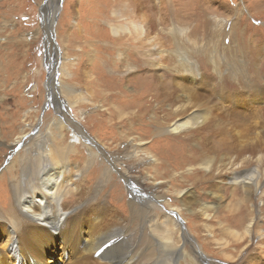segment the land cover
Masks as SVG:
<instances>
[{
  "label": "bare ground",
  "instance_id": "6f19581e",
  "mask_svg": "<svg viewBox=\"0 0 264 264\" xmlns=\"http://www.w3.org/2000/svg\"><path fill=\"white\" fill-rule=\"evenodd\" d=\"M56 1L47 2L54 8ZM143 1H117V6L122 7L121 12L112 10L111 15L118 19L117 23L122 24L110 26L109 29L115 37L113 42L109 39L102 41L103 46L99 45L100 49L98 45H94L98 53L99 50L102 51L104 64L98 63L99 56L94 55L90 62L92 66L97 62V66L93 73H84V86L77 87L75 82H80L79 73L68 72V68H74L76 63H68L70 51L64 43L67 53H64L62 71L58 68L63 76L60 91L70 106L73 105L76 109L93 102L97 95L104 98L103 103L98 104L100 113L97 116L104 117L103 121H106L110 129H123L120 132V145L127 144L124 153L130 163L136 169L142 166V170H145L147 164L153 163L145 172L153 174H148L144 180L149 179L154 187L160 186L162 189L158 193L173 196L177 206L170 205L168 201L162 204L160 201L165 202L168 195L164 198L161 194L153 193L154 189L150 188L145 194L147 200L136 197L140 203L135 200L129 203L131 216L135 221L142 218L143 222L142 225L137 222L140 227L136 231L135 228L130 229L125 224V218H116L109 213L108 204L115 201L111 198L108 201L107 195H104L105 190L111 186L103 185L104 181H110L112 174L103 166L97 167L98 157L91 148L87 149L89 152L85 160V170L71 162L72 157L78 154L81 145L77 146L79 139L86 140L82 128L71 124L78 132L79 139L77 136L69 139L63 119L65 124L73 122L67 114L62 115L61 121L48 122L46 118V124H49L46 132L32 139L31 145L19 153L5 169L6 172H11L17 164H21L23 175L19 181L9 186L11 197L4 198L0 204V224L6 228L8 245L5 257L0 254V264H19L18 258H21L20 264H174L182 256L183 259L191 260L192 264L195 261L197 264L198 261L203 262L205 257L202 250L196 247L191 234L200 229H203L206 237L204 243L208 246L212 244L225 262L236 264L241 258L243 264H259V259L264 257V104L260 106L264 103V85L254 73L258 70L262 60L260 53H264V49L261 47L251 62L247 61V56L244 57L242 51L245 49L242 50L238 43L231 48L226 47L229 55L217 54L218 51L214 49L215 53L205 52L198 55L197 61L192 58L193 51L189 52L198 47L196 44L186 50L174 43L171 49L176 51L165 53L162 48L166 45L161 42L162 29L157 30L156 26L150 24L149 27L145 26L149 17L143 12ZM236 9L232 8L230 12ZM96 16L97 19L100 17ZM97 19L94 25L100 29ZM230 21L231 28L238 24V13L218 20V24H222V27L225 25V29ZM157 23L161 24L159 21ZM12 26L11 37L16 34ZM101 26V31L106 35V25V29L103 24ZM173 30L177 35L189 34V29L175 27ZM235 31H230L231 35ZM170 34L174 37V34ZM10 44L16 48L24 45L16 38ZM45 45L48 47V54L53 55L52 42L48 41ZM246 45L243 44L245 48ZM115 51L122 57L119 60L122 61L124 69L123 77H128L127 83H133L136 87L132 94L118 87L122 81L120 74L113 88L107 87L106 82H103L106 72L110 73L113 69L114 75L120 69H117L116 62L110 65L113 68L108 67V63L112 64L109 57L112 58ZM171 58L175 60L174 63H171ZM203 62L220 79L221 75L228 73L227 78L239 87H235L239 90H229L222 85L223 92L216 99L224 101L226 105L212 100L207 94L210 89L217 91L219 87L218 82H213V85L206 82L207 86L204 84L203 73L200 74L199 68V63ZM144 66L152 67L151 70H165L166 67L176 75L180 74V80L166 81L160 71L154 77L155 83L152 81L154 78L149 75L137 77L138 70ZM106 77L109 78L108 75ZM142 82H146L147 87H141ZM47 88H52L53 96L56 95V88L51 86V81ZM86 90L90 92H85ZM149 96L156 106L147 105ZM58 97L54 96V100L60 102L62 98ZM56 101L53 103H57ZM62 104L68 107L64 102ZM251 104L258 106L251 109L254 107ZM147 117L150 120L148 124L144 121ZM138 126L143 127L142 133L137 132ZM25 136L23 131L19 141ZM92 140L90 145L98 148L97 140ZM155 143H164L167 157L159 156L151 150ZM105 150L99 148L97 151L100 156H106ZM90 169L96 172L92 174L95 176L93 180H97V186H89L90 182L84 183L87 173H91ZM167 181L170 183L165 186ZM190 181L192 185H189ZM176 182L183 188L176 189L173 186ZM189 186H198L199 189L208 187L203 195L211 197L212 201L192 202L191 199L195 196L193 188ZM222 186H229L232 190V199L224 206L223 196L220 195ZM238 190L242 195H237ZM5 193L6 190H3L1 196ZM160 206H165V211ZM152 212L158 213L163 219L152 217ZM183 212L189 215L188 219H185ZM198 218L206 222H217L222 237H216L213 225L193 224L192 220ZM187 224L191 230L186 228ZM234 227L238 229L235 230ZM56 234L64 247L61 263L46 259L45 243L55 242ZM104 246L106 247L102 250ZM250 246L252 249L248 251ZM245 251L248 254L242 257Z\"/></svg>",
  "mask_w": 264,
  "mask_h": 264
},
{
  "label": "rangeland",
  "instance_id": "374dc122",
  "mask_svg": "<svg viewBox=\"0 0 264 264\" xmlns=\"http://www.w3.org/2000/svg\"><path fill=\"white\" fill-rule=\"evenodd\" d=\"M47 1L48 0H0V204L4 198L11 195V193H9V186H12V184L19 181L20 177L23 175V168H21L22 165L17 164L18 162L11 172H6L5 169L13 163L19 153L25 151L24 149L28 147V145H31L30 143L32 139L39 136L41 133L46 132L49 127L48 122L56 120L61 121L63 119L62 115L67 114L73 122H67V124H65L63 119V126H65L68 130V138L75 139L74 136H77V139H79L78 132L72 128L71 124H76L78 127L80 126L83 133L86 135V140L85 138L79 139L77 146L79 144L81 145L79 146L78 154L72 157L71 162L79 169L85 170L87 165L85 160L88 158L89 152L87 149L91 148V150L98 157L96 163L99 164L97 167H99V165L103 166L104 169H109L112 174V180L110 179L109 181L110 183L104 181L103 185L111 186L105 190L106 194L104 193V195H107L106 197H108V201L110 198L112 201H115L112 202L113 204H108L109 213L116 218H125V224L130 229L135 228L136 231L137 228L140 227L139 224L142 225L143 222L142 218L135 221V219L131 216L132 211L129 204L130 201L135 200L137 203H140L138 199L145 198L147 200V196L145 194L149 192L150 188L154 189L153 193L161 194L164 198L168 195L167 193H158V191L162 189L160 186L154 187L151 182L148 181L149 179L144 180L147 178L146 176H148V174H153V172H149L147 174L145 173L146 169H148L153 163L151 165L147 164L145 170H142V166L136 169L135 166L130 163V159L124 153L127 144L126 146L125 143L120 145L122 142V140H120V132L123 131V129H115L114 127L110 129L106 125V121H103L104 117L97 116V113H100L98 104H102L104 98L97 95L93 99V102H88L82 108L76 109L75 106H70L71 104L62 94V91H60L63 84V76L61 74L62 66L64 64L63 58L65 56L64 53H67L64 43L67 47H69L68 51H70V60L68 63H70V65L76 63L74 68H68V72L73 71L75 74L76 71L77 74L79 73L80 82H75L78 85L77 87L84 86V73L90 71L93 73L95 66H97V62L94 66H92L93 64L90 62L91 59H94V55L99 56V59H97L98 63L104 64L103 57H101L102 51L99 50L98 53V51L94 49V45L101 46L102 41H107L108 39L110 42H113L115 37L110 30V26L113 24L121 25L122 23H117L119 21L111 15V11L116 10L121 12L122 7L117 6L118 0H57L54 8L52 5H48ZM142 5L143 12L147 13L149 17L145 26L149 27L150 24L152 26H156L157 30L162 29L163 31L161 42L166 45V47L162 48L165 53H174L176 51V49H171V45L174 43H176L177 47L184 48L186 50L193 44H196L198 45L196 49L188 51H193L192 58L197 61L199 59L198 55L204 54L205 52L213 53L214 49L218 51L217 54L223 53L225 55H229L226 51V47L231 48L238 43L242 50L245 49L242 51V53L244 52V57L246 58L247 56V61L251 62V59L258 54L260 48L262 47V49H264V0H144ZM232 8L237 9L235 11L233 10L234 12H230ZM105 10L106 14H104ZM53 12L55 13L53 14ZM236 13H238V24H235L234 27L231 28V21L225 29V25L222 27V24H218V20L227 19ZM96 15H99L100 17L97 19ZM96 19L99 20L100 29L94 25V21ZM236 19L237 18H235V20ZM105 20H107V23L110 22V25H107ZM157 21L161 24H158ZM101 24H103L104 29L107 28L106 35L103 31H101ZM10 25L16 32L14 35L15 37L10 36ZM175 27L178 29H189L188 36L180 34L179 36L174 34L173 28ZM234 30H236L235 33L231 35V32ZM170 32L174 34V37H172ZM103 37L105 38L103 39ZM15 38L20 40V43L23 42L24 45L20 48L12 46L10 43ZM61 40L64 42L62 43ZM48 41L52 42L54 51L53 55L48 54V47L45 45ZM97 42L99 43L97 44ZM245 43H247V45ZM110 44L112 45V43ZM243 44L246 45V48ZM119 54V52L115 51L112 58L109 57V59H112V64L108 63V67L110 65L112 66L114 62H116L117 69H120L118 72L116 71L114 75L112 74L113 69H111L110 73L106 72L107 74L104 75L105 78L103 79V82H106L105 85H107V87L113 88L115 87V83H117L115 80H119V77L117 76L120 74L119 76L122 81L118 84V87L121 90L124 89L132 94L136 87L133 83H127L128 77H123L124 69L122 67V61L119 60L122 57H120ZM260 55H262V60L259 63L258 70L254 73L259 76V81L264 85V53L262 52ZM105 56L108 58L107 56L109 55L106 53ZM173 60V58L170 59V61H172L171 63L175 62V60ZM111 66L109 68H113ZM249 67L251 68V64ZM150 68L152 67L144 66L140 68L141 70H138L139 72L137 73V77H147L149 75L151 78H154L156 73L160 71L159 73L162 76L164 75L163 77L165 80L167 79L166 81H172L174 79L180 80V74L176 75L175 72L170 69H166V67L164 68L165 70H151ZM199 68L200 74L203 73L202 77L204 78L203 81H205L204 84L206 86L207 83L213 85V82H218L219 88L217 91L214 89H210V91L209 87L208 90L210 92L208 93L202 90L203 92L209 94V96L212 97V100L216 101V96L223 92L221 91L222 85L229 90H239L235 88L237 85L231 81V79L227 78L228 73L221 75L222 80L219 76L213 73L209 67L205 66L204 62L199 63ZM223 69H225V66H223ZM54 73L56 74L53 76ZM95 74L98 76L97 73ZM106 75H108L109 78H107ZM70 80H72V78ZM49 81H51V86L56 88L54 90L57 92L54 96H59L58 98L60 99L62 98L60 102L54 100L52 88H50L51 90H48L47 87ZM152 81L155 83V78ZM141 87H147L146 82H142ZM79 89L82 90L81 88ZM140 90L141 88L138 91ZM85 92H90V90H86ZM148 99L150 101L147 105L156 106V103H154L150 96ZM55 101L57 103L54 104L53 102ZM63 102L68 107H65L62 104ZM216 102L226 105L224 101L220 102L219 99ZM263 104L264 103L260 106L262 107ZM251 105L254 106L253 108L251 107V109L258 106L256 104ZM46 118L48 121L47 124ZM144 121L148 124V121H150L149 117L145 118ZM45 125L46 127H44ZM137 129L138 131H136L138 133H142L144 131L143 127L139 128L138 126ZM23 131L26 136L23 140L19 141ZM92 139L94 141L97 140L96 142L98 148H95V145H90V141ZM163 144L164 143H155V145L152 144L151 150L159 156L167 157V153H164L166 148ZM99 148L106 149V156L99 155L97 151ZM16 149L17 151L13 152ZM8 157H11V159H8ZM173 167L171 168L173 169ZM162 170L163 169H161V171ZM92 173L96 172L91 170L90 174L87 173L88 175L85 176L84 183L87 184L90 182L89 186H97V180H93L95 176ZM89 179L92 180L89 181ZM129 183L131 184L129 185ZM168 183L170 182L167 181L165 186H168ZM160 185L163 186V184ZM189 185H192L191 181L189 182ZM173 186H175L176 189H180L182 187L179 182H176ZM189 188H193L192 192L195 196L191 199L192 202L195 201L197 203L199 200L200 203H207L212 201L211 197L203 195V191L207 190L208 187L199 189L198 186H189ZM229 189V186H222V190L220 192V195L223 196L224 199L222 206L226 205L232 199V190ZM3 190H6V193L1 196ZM237 195H242L240 190H238ZM136 197L139 198L136 199ZM166 198L165 202H160H162V204H166L168 201L167 203L170 205H174V207L177 206L175 203L176 200H174L173 196L168 195ZM160 208L165 211L164 208L166 207L160 206ZM183 213L185 219H188L189 215L185 212ZM150 215L157 219H163L158 215V213L155 214V212H152ZM186 223L189 222L186 221ZM192 223L195 225L196 223L197 225L198 223L199 225L207 223L213 225L214 231L217 233L216 237L218 239L222 237V233L219 231L217 222H206L198 218L196 220H192ZM186 228L191 230L188 224ZM234 229L236 230L238 227H234ZM203 233V229H200L199 231H193L191 234L196 247H199L202 250L201 252H203L202 254L205 257L203 262L198 261L197 264H232V262L223 261L224 258L217 253L218 250L212 244L208 246L204 243V238L206 239V237ZM173 235L176 236L175 234ZM6 237V228L0 224V254H2L3 257H5L4 254L8 253ZM55 239V242L48 241L45 243V249L47 250L46 259L50 261H60L61 263L63 259L64 247L61 245L62 240L57 234L55 235ZM255 243L257 244V241ZM105 247L106 246H104L102 250ZM231 248L233 249V246ZM66 249H69V245L66 246ZM251 249V246L248 247V251ZM248 251H245V254L242 253V257L247 256ZM20 260L21 258H18L19 264ZM177 260L178 261H175L174 264H192L191 260L183 259V256L181 259ZM240 260L241 258L236 262V264H243ZM253 260L254 259L252 258L251 261ZM259 260V264H264V257ZM27 262L28 261L26 260L25 263ZM31 262L33 263V260ZM251 264H254V262Z\"/></svg>",
  "mask_w": 264,
  "mask_h": 264
},
{
  "label": "water",
  "instance_id": "95a60500",
  "mask_svg": "<svg viewBox=\"0 0 264 264\" xmlns=\"http://www.w3.org/2000/svg\"><path fill=\"white\" fill-rule=\"evenodd\" d=\"M17 151V149L15 150V151H13V152H16ZM12 157V156H11ZM11 157H8V159H11Z\"/></svg>",
  "mask_w": 264,
  "mask_h": 264
}]
</instances>
